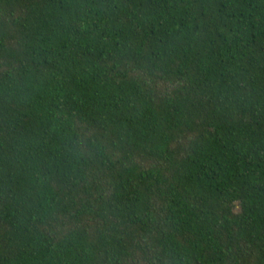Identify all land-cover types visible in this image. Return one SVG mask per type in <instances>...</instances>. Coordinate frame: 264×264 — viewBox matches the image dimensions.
<instances>
[{
	"label": "trees",
	"instance_id": "trees-1",
	"mask_svg": "<svg viewBox=\"0 0 264 264\" xmlns=\"http://www.w3.org/2000/svg\"><path fill=\"white\" fill-rule=\"evenodd\" d=\"M0 264H264V0H0Z\"/></svg>",
	"mask_w": 264,
	"mask_h": 264
}]
</instances>
